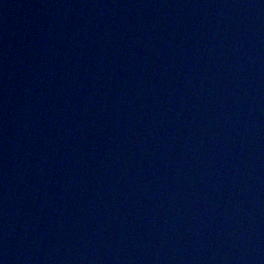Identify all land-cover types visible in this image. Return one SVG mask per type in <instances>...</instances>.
<instances>
[{"label":"water","instance_id":"95a60500","mask_svg":"<svg viewBox=\"0 0 264 264\" xmlns=\"http://www.w3.org/2000/svg\"><path fill=\"white\" fill-rule=\"evenodd\" d=\"M0 264H264V0H0Z\"/></svg>","mask_w":264,"mask_h":264}]
</instances>
